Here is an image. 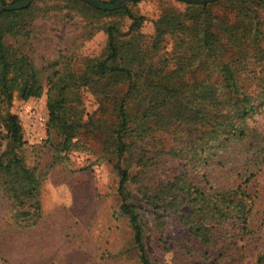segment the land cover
<instances>
[{"label": "trees", "instance_id": "trees-1", "mask_svg": "<svg viewBox=\"0 0 264 264\" xmlns=\"http://www.w3.org/2000/svg\"><path fill=\"white\" fill-rule=\"evenodd\" d=\"M67 1L79 3L95 15L125 16L130 20L129 31L138 30L144 20L126 4L108 10L85 0ZM177 1L185 3V12L157 18L152 42V49H157L164 36L173 38L174 69L166 71L160 64L148 62L140 49L130 50L136 33L125 42L118 21L110 20L104 23L106 56L88 61L83 72L86 83L96 77L125 87L113 101L112 118H100L98 123L114 158L118 211L127 218L141 264H156L146 241L148 222L142 211L153 215L162 250L169 249L163 232L166 219L174 216L190 237L217 246L222 254L225 239L220 238L226 229H249L252 196L246 185L264 171V135H249L242 125L264 106V74L249 80L241 77L245 71L253 75L248 65L257 62L263 63L260 71L264 72V0ZM34 2L0 12V126L5 134L0 173L10 178L18 174L25 184L34 179L17 156L25 141L18 116L10 107L16 91L22 99L39 94L41 70L27 52L6 44L4 38L29 35ZM7 3L0 0V5ZM215 5L224 11L214 13ZM204 71L209 78L197 76ZM72 77L69 74L62 84ZM55 88L60 94L48 102L47 128L59 133L62 149L68 150L80 118L67 105L64 88L56 81L52 83ZM152 139L157 145L152 144L147 160L144 150ZM163 140L170 143L158 148ZM138 154L136 164L131 163ZM155 157L176 163L171 180L150 176L149 164ZM14 194L9 193L8 200L18 207L21 200ZM256 264H261L260 258Z\"/></svg>", "mask_w": 264, "mask_h": 264}, {"label": "rangeland", "instance_id": "rangeland-1", "mask_svg": "<svg viewBox=\"0 0 264 264\" xmlns=\"http://www.w3.org/2000/svg\"><path fill=\"white\" fill-rule=\"evenodd\" d=\"M123 4L143 16L138 30L129 31L130 20L119 14L99 16L79 3L35 0L28 20L29 35L4 38L6 44L27 52L41 70V88L38 95L27 99L14 92L10 107L18 116L25 141L16 153L32 173L34 183L25 184L18 174L10 178L0 173V264H141L127 218L118 211L114 158L107 150L104 128L98 123L112 118L113 101L125 87L96 77L86 83L83 72L88 61L106 56L104 23L110 20L118 21L125 42L136 33L130 50L140 49L148 62L158 63L166 71L174 69L171 36H164L158 48L152 49L154 22L166 13L185 12L186 5L177 0H131ZM212 11L222 13L224 7L215 5ZM261 29L264 46V26ZM262 66L260 62L249 64L253 75L245 71L241 77L249 80L263 76ZM71 73L67 87L62 80H68ZM197 76L210 75L204 71ZM55 81L64 88L67 105L80 118L68 150L62 149L59 133L47 128L48 102L60 94L58 88L52 89ZM242 125L249 135L263 136L264 106L247 116ZM4 136L0 126V149L5 144ZM169 143L163 140L158 148ZM152 144L157 145L156 140L152 139L144 150L147 160ZM138 156L134 155L131 163L136 164ZM175 165L165 157H155L149 164V174L155 180L169 181ZM250 180L246 185L252 196L249 229H226L220 238L225 239L222 254L217 246H206L190 237L174 216L166 219L163 232L169 249L162 250L153 215L142 211L143 220L148 222L146 241L156 264H256L259 258L264 264V171ZM9 193L21 200L18 207L8 200Z\"/></svg>", "mask_w": 264, "mask_h": 264}, {"label": "water", "instance_id": "water-1", "mask_svg": "<svg viewBox=\"0 0 264 264\" xmlns=\"http://www.w3.org/2000/svg\"><path fill=\"white\" fill-rule=\"evenodd\" d=\"M31 1L32 0H20V1H17L15 3H12V4L7 3V5H4V6L1 5L0 6V12H2L3 10H6V9H19V8L25 7V6L29 5V3ZM85 1L92 3L94 6H96L98 8L112 10V9L120 7L124 2L131 1V0H119V1L112 3V4H109L108 2L105 3V2H102L99 0H85ZM196 1H201V0H196Z\"/></svg>", "mask_w": 264, "mask_h": 264}]
</instances>
